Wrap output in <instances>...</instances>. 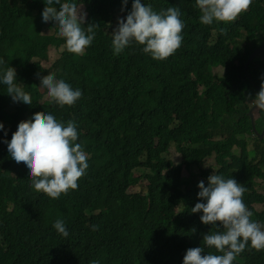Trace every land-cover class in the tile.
Here are the masks:
<instances>
[{"label":"trees","instance_id":"16d2710c","mask_svg":"<svg viewBox=\"0 0 264 264\" xmlns=\"http://www.w3.org/2000/svg\"><path fill=\"white\" fill-rule=\"evenodd\" d=\"M62 2L84 5L83 27L98 24L81 55L66 50L53 22L42 21L44 0H0V75L13 67L16 82L32 98L31 105L13 102L0 82V264H183L187 249L200 246L203 254L219 255L202 243L203 234L215 228L201 222L203 213L191 212L202 202L198 183L207 186L211 174L242 184L251 219L264 224V193L256 190V180L264 179V135L258 134L264 111L258 110L254 120L257 133L247 114L264 79V51L244 68L264 41V20L258 18L264 0H253L234 21L212 25L200 22L196 0H141L156 12L180 9L181 46L159 61L136 43L113 54L112 31L133 0L123 12L122 0ZM242 28L244 40L238 39ZM49 47L60 52L45 69L40 60ZM50 71L81 90L74 105L61 108L43 100L40 77ZM37 112L64 126L72 120L77 143L88 155L78 188L58 199L34 191L29 169L8 156L4 143L25 114L30 119ZM245 136L251 138V150ZM169 146L180 153L178 164L164 155ZM209 157L214 172L201 169L196 181L181 172ZM143 180V190H128ZM258 204L263 208L257 210ZM58 219L68 237L53 227ZM249 249L250 242L233 264H264V250Z\"/></svg>","mask_w":264,"mask_h":264},{"label":"clouds","instance_id":"9594fccd","mask_svg":"<svg viewBox=\"0 0 264 264\" xmlns=\"http://www.w3.org/2000/svg\"><path fill=\"white\" fill-rule=\"evenodd\" d=\"M252 2L253 0H196V6L201 12L200 22L212 25L214 21H234L242 12L249 11ZM44 3L42 21L54 23V27L58 29L57 34L65 40L69 53L83 54L94 40L98 24L91 23L86 28L83 27L87 14L83 7L78 9L76 3L62 0H44ZM127 4L128 0H122V12ZM261 5L264 7V2ZM180 15L178 7L156 12L150 4L133 0L131 10L126 17L118 18L117 26L112 31L113 54L119 55L126 47L136 43L143 46V53L155 60L168 58L181 46L183 40L181 33L184 23ZM260 17L264 20V14L258 15ZM242 30L246 35L245 29ZM220 31L224 33L225 29L221 28ZM238 39H241V32ZM263 44L264 41L253 51ZM263 51L264 49L257 51L254 57L260 56ZM249 57L244 68L254 58L249 60ZM41 62L42 59L40 64ZM3 63L0 59V64ZM41 67L44 68L42 64ZM16 77V70L9 66L0 75V82L7 86V94L13 102L31 105V96L16 82ZM40 79V87L47 90V97L61 108L74 105L82 96L80 89L73 90L63 79H56L51 71ZM251 104L250 107L253 106L255 110L264 111V79L255 97L251 98ZM3 128L4 125L0 123V129ZM77 140V126L72 120L64 126L53 115L37 112L30 119L29 114H25L11 140H5L4 143L7 144L8 156L17 164L23 162L29 169L28 178L34 191L58 199L70 189L78 188L77 181L89 167L88 155ZM207 180V186L203 181L198 183V198L202 202H197L191 212L203 213L200 216L201 222L215 228L214 231L209 230L203 234L202 243L221 254H203L205 252L202 246L189 248L183 257V264H233L236 257L249 247V242V250H264V224L251 219L253 213L242 199L247 189L234 178L225 179L222 175L211 174ZM53 227L59 234L68 237L63 220H56ZM92 230H97V226L93 225ZM90 264H99V261L92 260Z\"/></svg>","mask_w":264,"mask_h":264},{"label":"rangeland","instance_id":"374dc122","mask_svg":"<svg viewBox=\"0 0 264 264\" xmlns=\"http://www.w3.org/2000/svg\"><path fill=\"white\" fill-rule=\"evenodd\" d=\"M83 7V11H84V6L82 5H78L77 8L78 9H81ZM241 32V39H245L246 38V35L245 33L243 32V30H240ZM59 52H60V48H55V47H49L46 52L43 54V57H42V66L47 69L49 68L48 65L52 64V62L56 59V57L59 55ZM214 71H218V73H221L220 71V68H214ZM40 84L41 82H39V89L40 91L43 93V100H47L48 97L46 95L47 93V90L44 89V88H41L40 87ZM258 110H254L252 113H253V117L255 118L257 116V112ZM23 121H26V120H23ZM239 137H241V135H239ZM215 139H220L219 137H215ZM245 139L247 141V149L248 150H251L252 149V142H251V138L250 137H247L245 136ZM234 154H238L239 153V148L236 147V146H233L232 149H231ZM165 156H167L174 164H178L180 162V154L178 153V151L176 149H174V147H169L166 151V153H164ZM207 167H210L211 168V173L214 172V169H215V164L213 163V158L212 157H209L207 158L206 162L204 164H201L200 166H197V167H192L189 171L186 170V169H182L181 172L184 174V175H187L188 172L190 174V181H196L199 179V177L197 175V173L201 170V169H206ZM259 184V187L256 188V190L259 192V193H264V179H257L256 180V187L257 185ZM143 185H136V186H133L131 187L129 190L130 191H139V190H143ZM255 208L257 210H260L263 208L262 205H255Z\"/></svg>","mask_w":264,"mask_h":264},{"label":"water","instance_id":"95a60500","mask_svg":"<svg viewBox=\"0 0 264 264\" xmlns=\"http://www.w3.org/2000/svg\"><path fill=\"white\" fill-rule=\"evenodd\" d=\"M263 50L264 49V44L262 45V46H260V47H258L255 51H253L251 54H250V57H249V60L251 59V58H253L255 55H256V52L257 51H260V50ZM255 109H254V107L252 106V107H250V109L248 110V112H247V114H248V116H249V118H250V122H251V126H252V130L254 131V133H257V131H256V129H255V126H254V117H253V111H254ZM259 134V136H260V138L264 135V129L260 132V133H258Z\"/></svg>","mask_w":264,"mask_h":264}]
</instances>
